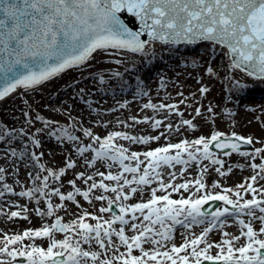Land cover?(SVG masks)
Masks as SVG:
<instances>
[{
  "label": "snow or ice",
  "instance_id": "1",
  "mask_svg": "<svg viewBox=\"0 0 264 264\" xmlns=\"http://www.w3.org/2000/svg\"><path fill=\"white\" fill-rule=\"evenodd\" d=\"M123 13L134 19H122ZM137 21L139 28L134 30ZM145 34L147 39H141ZM198 42L223 46L230 69L264 81V0H0V100L18 90L34 91L66 70L88 64L97 53L126 50L156 56L151 48L156 43L170 46L171 51L173 45ZM192 64L196 66L198 60L193 58ZM205 73L209 77L218 75L211 62ZM112 75L120 77L121 73ZM99 79L105 82L103 75ZM196 79L201 87L185 96L179 86L176 102L160 97V102L148 99L143 103L141 111L150 109L162 114L161 118L144 115L117 121L128 129L143 123L154 130L163 129L154 136L114 130L102 138L74 118L61 125L36 114L24 100L27 110L21 109L23 125L18 129L0 126V142L7 145L4 158L16 171L17 161L31 167L27 176L32 186L17 191L6 182L7 169L0 166V200L10 194L34 201L37 207L12 203L10 207L20 210L8 211L0 204V214L26 220L27 213L35 211L41 218L53 217L54 222L21 234L0 233V264H15L17 257H26L27 264H264V184L259 183L264 180V163H255L258 158L264 160V147L242 150L254 144L253 136L217 130L208 137L184 138L143 152L132 151L119 142L150 145L172 133L182 135L187 128L195 131L197 117L214 122L216 106H205L197 99V93L206 97L210 88L202 83V77ZM226 80L230 86L225 101L239 105L240 97L252 85L230 75ZM167 88L168 82L162 78L159 89ZM80 91L78 98L92 108L83 89ZM136 95L148 97L149 92L138 87ZM167 99H173L171 93ZM127 106L126 102L119 104L120 109ZM189 108L192 118L185 119ZM92 110L98 111V107ZM222 111L229 117L235 115L232 108ZM173 115L180 118L177 123L171 121ZM37 122L41 127H35ZM85 138L88 143H84ZM45 140L58 146L68 144L86 168L92 169L75 173V178L67 181L71 191L61 190L62 178L77 167V161L66 154L64 166L58 170L47 167L42 160L45 153L39 151ZM233 154L248 158L247 164L237 163L236 168L247 166L254 174L235 189L219 191L221 184L213 182L210 191L205 180L209 167L220 177L227 176L233 165L225 169L223 157ZM98 164L106 171H100ZM193 164L198 166V177L189 179L185 174ZM180 178L183 182H177ZM78 180L86 186L84 190ZM56 182L59 184L54 186ZM146 189L150 195L145 200ZM97 190H101L99 194ZM183 192L190 195L185 197ZM173 193L180 198H172ZM247 195L251 198L246 199ZM52 197L61 203L54 204ZM78 197L93 206L94 201L106 202V206L102 204L94 213L82 210L75 219L64 222L57 213L68 211L64 202L80 207ZM133 197H139V202L130 203ZM42 201H46L44 209L39 207ZM210 201H221L224 206L210 213L203 211ZM114 205L119 214L113 210ZM194 226H201L200 231L194 232ZM230 226H236L239 234L227 231ZM178 228L184 229L179 233V244L175 239ZM56 233H63V238L57 239ZM213 233H219L221 239L213 241ZM26 238L32 242L25 244ZM36 238H46L48 246L37 245Z\"/></svg>",
  "mask_w": 264,
  "mask_h": 264
},
{
  "label": "rangeland",
  "instance_id": "2",
  "mask_svg": "<svg viewBox=\"0 0 264 264\" xmlns=\"http://www.w3.org/2000/svg\"><path fill=\"white\" fill-rule=\"evenodd\" d=\"M167 47V46H166ZM169 47H167L169 54L168 55H162L159 54L157 50H154V52L157 53L156 56L159 63H155L148 69L149 66V58L151 59L153 56H146L142 61L145 62L144 66H139L140 69H145V71L148 70V77L149 80H147V83L150 84V86L160 92H166L168 90H171L172 87L175 85V83L172 82V77L181 71V76L183 77L184 74L188 77V82L191 86H194V84L197 85V77H205L206 85L209 86L210 91L205 96H200L201 103L205 106L207 103H211L212 105L216 106L215 110L218 113L215 120H220V118L223 119L222 123L224 125H228L230 127L231 131H223L225 133H231L235 131L239 135H243L245 137L253 136L254 138V144L250 145L249 148L245 150H253L255 147H264V143H261V141H264V84H258L255 79L252 77L247 76L244 72L239 71L238 69H230L229 68V58L225 54L226 49L223 46L216 45L212 42H201L197 43L193 46L182 44V45H173L171 46V51H169ZM106 56L110 58V62L114 65L115 68H119L121 73L120 77L112 76L110 78H104L105 82L102 84L100 82L99 77L96 75L98 73H90L91 70L97 71V67L100 66L99 63H95L93 66L92 59L88 64L68 69L64 73H61L60 76L54 77L48 82H45L41 86H37L34 91L28 92V90H20L17 93H15L13 96L9 97L7 100L4 101V103L0 104V126L7 125L12 126L15 128H19L24 123V118L21 115V109L27 110V106L24 104V100H27L29 104L31 105V110L36 113L43 116H46V118H51L55 121H58L61 125L68 124L70 122V118H74L76 121H80L82 127H91L95 134L100 135L102 138L106 136L109 132L114 130H121V131H130L131 134L136 135H157L159 131H163V129L160 130H154L152 129L149 124L143 123V124H137L134 128L128 129L123 127L122 125L117 124L118 120H127L128 116L125 114L126 109H120L119 104L117 103V100L115 99L116 96H114V93H119V88L122 86H130V93H136V90L138 87L141 86L142 82L144 80H141V73L140 72H132L135 68L136 64L130 63L129 57L127 56V51H117V50H108L105 52ZM95 57V56H94ZM159 57V58H158ZM193 58H196L198 60V64L196 66H193L192 60ZM114 59V61H113ZM120 60L121 63L117 64L115 61ZM209 62H211V65L215 68L218 75L209 77L205 73V67L208 66ZM104 64V63H102ZM104 65H107L106 63ZM103 65V66H104ZM93 74V75H92ZM136 75V76H135ZM231 76L234 80H240L244 83H247L249 85H252V87L248 90H246L245 94L240 97V104L234 105L231 103H227L225 101V97L228 95L227 89L230 86V82L226 80V76ZM164 79L168 82V88L167 90H161L159 89V84L161 82V79ZM258 81V80H257ZM129 82V83H128ZM212 86V87H211ZM142 88V87H140ZM81 89H83V96L88 100L89 104H91L94 107L102 106V109H98V111H92L88 109V106L85 104L84 99H80L78 97L81 96ZM28 92V94L21 95V92ZM113 92V95L111 94L108 96L107 92ZM64 95L65 93H67ZM71 93V94H70ZM135 95V94H134ZM129 96V95H128ZM98 101V102H97ZM100 101L103 103H100ZM211 101V102H210ZM167 102H176V100H167ZM190 102V100H189ZM54 104V108H49L50 104ZM122 103V102H121ZM79 105L78 112L74 109V107ZM245 105L248 107L246 108ZM86 107V108H85ZM232 108L235 112L234 116L229 117L226 113L222 111L224 108ZM49 108V109H48ZM116 108L117 111H110V109ZM249 108L255 109V111L248 110ZM103 109L107 110L104 111ZM182 110H184L181 107ZM191 108L185 110V115L183 118L190 119V113ZM207 114V113H206ZM144 115L148 116H156V118H161L162 114L157 115L152 110H146V114L143 113H136V116L143 117ZM260 117L259 120H257V117ZM92 117L91 122L88 121L89 118ZM179 117L172 116L171 121L173 123H177L179 121ZM168 121H165L167 123ZM105 123H107V127H105ZM35 127H41V123L37 122L35 124ZM220 127V123L217 126ZM221 130V129H220ZM200 133L198 128H196L195 131H193L190 128H187L186 130H182V135L178 133H172L165 138H161L158 142H152L150 145H137V144H131L129 145V142L127 141H119L120 143L124 144L126 147H130V150L132 151H139L143 152L148 150L149 148H153L155 145L162 144L164 142L173 141L175 139H193L197 138L196 136ZM77 135H81L80 132L76 133ZM89 140L85 138L84 143H88ZM20 143H24V141H20ZM15 146L19 147V144H16ZM48 146L51 147H60L65 148L64 152V158L60 157L59 155H53L50 156L46 153ZM7 148V145L5 143L0 142V166H3L7 169V175H6V182L14 185V188L19 191L21 190L22 186L24 188L31 187L32 184L30 182V178L27 176V172L32 170L29 165H26L23 162L17 161V166L19 168L18 171H16L13 168L12 162L10 160H6L4 158L5 155V149ZM214 150V149H213ZM39 151H43L45 153L44 157L42 158L43 162L46 164L47 167L55 169V167L58 165L64 166L66 154L73 153L75 157H79L74 151L71 146L68 144L64 145H57L55 141H49L45 140L43 143V146L39 149ZM215 151V150H214ZM72 155V154H71ZM91 156L92 154H88ZM226 160L225 169H227L228 165L234 162L238 163H248V158L240 157L238 154H233L231 157H223ZM81 161V162H80ZM79 164H83L82 158L77 160ZM205 164H208V161L204 162ZM255 163H264V160H260L259 158L255 161ZM84 165V164H83ZM196 165V164H194ZM85 169L82 171H89L91 172L92 169H87L86 165ZM99 167L100 171H106L105 167L102 165H97ZM78 167L75 168L78 169ZM240 170L239 175L248 172L247 166L243 169L236 168ZM56 170V169H55ZM117 168L114 167L113 171H116ZM198 170V168H197ZM70 171V170H69ZM72 171V170H71ZM70 173H67L65 177H63V183L64 186L62 187L63 192L71 191L72 188L70 185L67 184L68 180L75 178V173L73 171ZM210 172H214L215 175L211 176L209 175ZM193 174L194 178L198 177L197 172H192L189 168L188 172L186 173V176L188 174ZM188 177V176H187ZM233 175L229 173L225 177H220L214 170L212 166L209 167V170L205 176V180L209 185V190L211 184L213 182H219V183H225L227 185L230 184V182L233 180ZM189 178V177H188ZM17 179H25L24 182L16 183ZM97 180L100 179V177H96ZM191 179V178H189ZM30 182V184H29ZM51 182V181H50ZM107 182V181H106ZM177 182H183V178H180ZM111 183V182H107ZM56 184H59V182H56ZM78 186H81L82 190L85 189L86 186L82 185L81 182L77 181ZM57 186V185H55ZM224 187H221L219 191H222ZM99 191L97 190V194H99ZM160 194V193H158ZM109 195H114L110 194ZM150 193L146 189L144 192V199L146 200L149 198ZM183 195L185 197H188L190 195L189 192H183ZM10 197V196H8ZM8 197L5 198V200H0V204H3L4 207L8 211H14L15 209L20 210L15 207H10L8 204L9 199ZM172 198L179 199L180 194L173 193ZM246 199H250L251 196L247 195L245 196ZM10 199L20 201L22 205L27 204L28 208L32 207L33 209L37 207L34 201H29L27 198H20L16 196H11ZM53 203H61V201L58 200L57 197H52ZM80 207H77L72 202H64L66 203L68 211L65 212L63 210L59 211L57 214L62 216L64 218V222H68L72 219H75L82 210H87L90 213L96 212V209L101 206L102 204L106 206V202L103 201H94V206L90 205L87 201L83 200L82 197H78ZM7 201V203H5ZM130 203L139 202V197H133ZM205 206V205H204ZM203 206V211H204ZM223 202L219 201L218 207H223ZM41 209L46 208V201H42V203L39 205ZM113 206V210L115 211ZM217 208V207H216ZM215 208V209H216ZM215 209H213L215 211ZM117 214H119V210L117 208ZM28 214H30L28 212ZM35 215V214H34ZM30 218L38 219L43 224H51L54 222L53 217L48 218H41L37 214L36 216H31ZM20 219V218H13L9 219L7 215L0 214V233H7L9 235L14 234H21L24 230L31 227V219ZM88 222L95 223V221L89 220ZM230 230L234 229L233 226L228 227ZM227 228V229H228ZM178 230H184L181 228H178ZM177 230V231H178ZM194 231V230H193ZM63 233H56L57 239L63 238ZM176 243L179 244L181 242V237L177 236L176 234ZM218 239L217 241H219ZM45 242L46 246H48V240L45 238L43 240ZM32 241H29L27 238L25 239L24 243L28 244ZM36 244H38V241H35ZM39 245V244H38ZM123 250V249H122ZM138 254V253H136ZM214 254V253H213ZM15 264H27V258L26 257H17Z\"/></svg>",
  "mask_w": 264,
  "mask_h": 264
},
{
  "label": "bare ground",
  "instance_id": "3",
  "mask_svg": "<svg viewBox=\"0 0 264 264\" xmlns=\"http://www.w3.org/2000/svg\"><path fill=\"white\" fill-rule=\"evenodd\" d=\"M168 47V45H163V44H160V43H156L155 45H152L151 46V48H152V50L154 51V50H157L158 52H159V54H162V55H168L169 54V52H168V49H167V47ZM128 52V54H127V56L129 57V61H130V63H133V64H136V67L135 68H131V69H133L132 70V72H135V71H137V72H140L141 73V75H142V77H141V80H144V82H142V84H141V86L140 87H142V88H144L145 90H147L148 92H149V96L148 97H144V96H137L136 95V93H130V86H131V84H130V86L128 85V86H122V87H120L119 88V93H114V96H116V100H117V103H127V107L125 108L126 109V112H125V114L128 116V117H130V116H136V113H143V114H146V110H143V111H141V108H142V105H143V103H146L147 101H148V99H152V101L153 102H160V97H165V99H166V102H167V94L168 93H171V96L173 97V99L172 100H178L179 99V97H177L176 96V92L178 91V88H179V86H182V90L184 91V94H185V96H188L190 93H192V92H196L197 91V89L199 88V87H201V84L200 83H197V85L196 84H194V86H191L190 85V83L188 82V79H189V76L187 77L185 74H184V76L182 77L181 76V71H180V74L179 73H176L173 77H172V82L173 83H175V85L172 87V89L171 90H168V91H166V92H160V91H156V90H154L151 86H150V84L149 83H147V80H149V78H147L148 77V70L147 71H145V69H149L150 68V66H152L153 64H155V63H159L158 62V59H157V57H152L151 59L149 58V66L147 67V68H144V69H140V67L139 66H144L145 65V62L144 61H142L141 62V60H143L146 56L145 55H142V54H139V53H132V52H130V51H127ZM94 56H95V58H94V60L92 61V66L95 64V63H98V62H101V63H99V65L100 66H98L97 67V71H95V70H91L90 71V73H98L96 76L97 77H99L100 76V74L101 75H103L104 76V78H110V77H112V76H114V75H112V73H115V72H120V69L118 68H115L114 67V65L110 62V58H108L107 56H106V54H105V52H103V53H97V54H94ZM159 58V57H158ZM113 61H114V59H113ZM102 63H106L107 65H104V64H102ZM104 65V66H103ZM92 74V75H93ZM136 76V75H135ZM205 81H207V80H205V77L203 76V79H202V83L204 84V85H206L205 83ZM258 84H264V81H262V80H255ZM129 83V82H128ZM209 87V86H208ZM212 87V86H211ZM18 91H20V90H18ZM17 91V92H18ZM157 93H159V96L157 95ZM15 94V93H14ZM14 94H11L9 97H11V96H13ZM66 94H68V92L67 93H65L64 95H66ZM71 94V93H70ZM107 94H108V96H110L111 94L113 95V92H111V91H109V92H107ZM135 94V95H134ZM198 94L199 93H197V99L201 102V98H200V96H198ZM129 95V96H128ZM9 97H7V98H5V99H3V100H0V104L1 103H4V101L5 100H7ZM98 102V101H97ZM211 102V101H210ZM100 103H103V101L101 102L100 101ZM188 103H191V101L189 102L188 101ZM204 105V104H203ZM207 105H208V103H207ZM206 105V106H207ZM182 108H183V106H181ZM49 108H54V104L52 103V104H50V106H49ZM48 108V109H49ZM80 107H79V105H77L76 104V106L74 107V109L78 112V110H80L79 109ZM86 108V107H85ZM92 108H97V107H94V106H92ZM92 108H89L88 107V109H90V110H92ZM98 109L100 110V109H102V106H100V108L98 107ZM184 109V108H183ZM104 111H107V110H105V109H103ZM93 111V110H92ZM192 115H193V112H192V110H191V113H190V116H191V118H192ZM205 115H207L206 114V111H205ZM46 117V116H45ZM88 121H90V123L91 122H95V121H92V117H90L89 118V120ZM222 121H223V119L222 118H220V120H215L214 122H211V121H209V122H205V120L204 119H201V118H199V117H197L196 118V120H194V123H196L197 124V128H198V130L200 131V133L196 136V137H199L200 135H204V136H206V137H208V136H210V134L213 132V131H231L230 130V127L228 126V125H224L223 123H222ZM219 123H220V127L218 128L217 126L219 125ZM221 129V130H220ZM193 139H195V138H193ZM180 141V139H175V140H173V141H168V142H172V143H176V142H179ZM168 142H164V143H162V144H159V145H155V146H153V148H155V147H158V146H162V145H164V144H166V143H168ZM64 152H65V148H60V147H51V146H48V148H47V151H46V153L48 154V155H50V156H53V155H59L60 154V157L61 158H64ZM70 154H72L71 156H72V158L73 159H75L76 161L78 160L79 161V159H80V157H75V155L73 154V153H70ZM81 162V161H80ZM238 162H234V163H232V165H233V171L231 172V174L234 176L233 177V180L230 182V184L229 185H227V184H223V183H220L221 184V187H228V188H233V189H235V187L238 185V184H240V183H242V182H244V180H245V178H247V177H250V176H252L253 174H254V171L252 170V169H250V168H248V172H247V174L246 173H243V174H241V175H239V173H240V170H238V169H236V167H235V165L237 164ZM62 165H60V166H56L55 167V169L56 170H58V168L59 167H61ZM79 166V168L78 169H72V171H73V173H78V172H80V171H82V170H84L85 169V166L81 163V164H79L78 162H77V167ZM181 166H177V168H180ZM197 168H198V166L197 165H192V167H190V169H191V171L192 172H197V174H198V170H197ZM71 171V170H70ZM70 171H68V173H70ZM71 171V172H72ZM186 175V174H185ZM209 175H210V177L211 176H214L215 175V173L214 172H210L209 173ZM189 178H191V179H193L194 178V175L193 174H188L187 175ZM24 180L25 179H17L16 180V183H21V182H24ZM260 184H264V180H261L260 182H259ZM29 184H30V182H29ZM56 185H58V184H56ZM55 186V185H54ZM13 187H14V185H13ZM8 196H12V195H8ZM8 196H6V197H8ZM5 197V198H6ZM10 197H8L7 199H9V200H7L8 201V204L9 205H11L12 203H16V204H19V205H22L21 203H20V201L18 202V201H16V200H13V199H10ZM5 198H4V200H5ZM30 209H33L32 207H30ZM17 209H15L14 211H16ZM29 213L30 214H28L27 213V215H28V218H30L31 216H36V213H35V211H29ZM35 214V215H34ZM31 219V221H30V223H31V227H29L28 229H37V228H40L41 226H43V223L42 222H40L38 219H33V218H30ZM258 224L256 225V227L258 228ZM200 227L201 226H194V228H193V230H194V232H199L200 231ZM234 227V229H232V230H230V228H228V229H226L227 231H229V232H232V233H235V234H239V231H238V228L236 227V226H233ZM27 230V229H26ZM184 230H178L177 231V236L179 237L180 235H179V233L180 232H183ZM210 238L213 240V241H217L218 239H221V236H220V234L219 233H213V234H210ZM45 238H36L35 239V241H38V244L40 245V246H46L45 245V242L43 241ZM60 239H62V238H60ZM37 244V245H38Z\"/></svg>",
  "mask_w": 264,
  "mask_h": 264
},
{
  "label": "water",
  "instance_id": "4",
  "mask_svg": "<svg viewBox=\"0 0 264 264\" xmlns=\"http://www.w3.org/2000/svg\"><path fill=\"white\" fill-rule=\"evenodd\" d=\"M121 18L122 19H126V20H128V19H134V18L131 17V14H128V13H123L121 15ZM138 28H139V23L137 21L134 30H138ZM141 39H147V34H145L144 36H142ZM249 147H250V145L249 146H243L242 148H249ZM216 205H218V202H212V203H210V205L205 209V211L208 212V213L211 212V209H213L214 206H216ZM114 209L116 210L115 207H114Z\"/></svg>",
  "mask_w": 264,
  "mask_h": 264
}]
</instances>
